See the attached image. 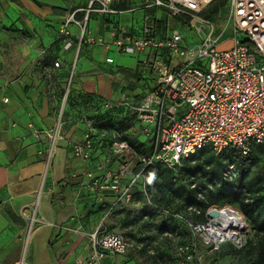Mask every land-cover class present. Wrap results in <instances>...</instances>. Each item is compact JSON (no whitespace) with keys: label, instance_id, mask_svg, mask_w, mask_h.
<instances>
[{"label":"built area","instance_id":"obj_1","mask_svg":"<svg viewBox=\"0 0 264 264\" xmlns=\"http://www.w3.org/2000/svg\"><path fill=\"white\" fill-rule=\"evenodd\" d=\"M212 1L142 0L129 7L128 10L154 8L168 17H178L191 30V41L174 25L165 26L161 33L157 28V17L150 13L143 14L137 36L117 23L106 37L88 34L91 14H118L129 0H87L85 7L71 10L57 29L61 47L64 50L73 47L77 55L82 44L101 46L104 52L112 47L126 55L145 51L137 70L152 78L149 89L139 98L125 95L116 100H103L92 112L81 116L85 129L82 138L72 144L71 153L92 167L82 171L86 178L82 188L113 195L109 203L102 202L104 219L120 202L131 200L132 186L138 181L141 182L143 202L148 207L162 216L178 218V211L151 200L144 182L146 169L163 166L174 174L178 173L184 158L204 147H209L215 155L230 148L245 155L251 144L264 145V0H227L230 37L225 36L223 29L216 28L211 19L201 15ZM167 23L168 20L164 24ZM71 25L77 29L75 33L69 30ZM238 33L245 38L239 40ZM104 61L112 63L113 58L106 55ZM53 66L58 67L59 61L54 60ZM74 67L72 60L66 92ZM113 108L128 110L135 120L130 126L132 132L136 130L139 135L150 138L145 152H137L120 130L98 132L95 115ZM61 112L62 108L50 130H34L36 137L44 133L50 141L47 163L60 138ZM105 133L111 139L108 152L91 156L94 134ZM228 168L231 170L232 166ZM213 210L218 213L216 217L211 216ZM222 210L207 208V220L202 223L186 220L193 232L203 234V242L211 251L218 250L228 241L235 247L244 243V229L234 233L232 239L208 233L209 228L216 229L224 221L225 218L220 216ZM185 211L187 214L201 213L192 205H186ZM97 232L100 235L97 236ZM90 238L92 250L85 259L86 264H98L106 254L120 255L128 249L140 250L144 246L128 241L121 233L106 231L104 226L90 234ZM175 250L181 264H202L193 244L180 243L175 245ZM81 263V259L75 262Z\"/></svg>","mask_w":264,"mask_h":264},{"label":"crops","instance_id":"obj_2","mask_svg":"<svg viewBox=\"0 0 264 264\" xmlns=\"http://www.w3.org/2000/svg\"><path fill=\"white\" fill-rule=\"evenodd\" d=\"M129 1L118 14H91L88 34L106 37L117 23L137 36L141 20L138 18L139 25L135 27L136 9H128L142 0ZM86 4L87 0H34L37 31L34 34V80L26 79L22 86L17 82L0 83V264L19 263L26 219L32 216L34 220V214L35 222L31 224L27 239V257L25 255L21 263L75 264L81 259V264H86L85 259L92 250L90 234L104 224L102 202L109 203L113 199L112 194L82 188L86 179L82 171L92 167L75 158L71 146L82 138L85 128L81 116L92 112L103 100L141 96L151 83H146V76L138 75L140 58L132 66L117 65L114 60L106 63L104 58L112 47L104 52L101 46L82 44L78 60L81 55L83 60L78 67L75 65L66 92L75 51L73 47L69 50L61 47L57 29L71 10ZM140 11L142 16L150 13L162 19L161 12L154 8H141ZM42 20L48 27L42 25ZM39 43L43 46L39 47ZM54 60L60 62L58 67L53 66ZM124 74L130 77L132 87H126L124 79L121 86L112 88L111 80H121ZM61 108L60 138L47 164L50 141L44 133L36 137L34 130H50L55 117L59 116L55 113ZM131 134L134 136V132ZM36 192L40 195L34 206ZM134 202L132 195L130 201L120 202L106 217L109 226L112 225L110 221L116 224L114 232L127 233L121 227L126 225L131 213L138 211ZM128 253L106 254L98 264H143L140 257Z\"/></svg>","mask_w":264,"mask_h":264},{"label":"rangeland","instance_id":"obj_3","mask_svg":"<svg viewBox=\"0 0 264 264\" xmlns=\"http://www.w3.org/2000/svg\"><path fill=\"white\" fill-rule=\"evenodd\" d=\"M47 1V0H45ZM214 1V0H213ZM212 1V2H213ZM211 2V3H212ZM210 3V4H211ZM209 4V5H210ZM207 5L202 12L208 9ZM226 8L220 9V11L213 15L212 21L214 22L216 28L219 30L223 29L225 36L230 37L231 35V20L229 19V15ZM142 12L140 9L135 10V19L134 25L138 27V18L141 20ZM161 18L163 20H168L167 24L161 23L160 32L162 33L164 28H170L173 25L179 28L182 33L188 39L193 40L191 35V30L188 29L185 22H183L178 17H168L167 14L161 13ZM161 19V20H162ZM139 20V21H140ZM43 26L48 27L47 23L42 20ZM41 22V23H42ZM166 26V27H165ZM69 30L73 33L77 31V29L71 25ZM34 34H37L36 28L34 27V0H0V83L1 84H10L17 82L18 84H23V82L27 80H34ZM237 37L239 40H243L245 37L242 33H238ZM39 47L43 46V43L38 44ZM109 55L113 58L117 65H127L132 66L135 62L141 58L142 56L139 54L136 55H126L116 52L114 49L111 50ZM83 60L82 55L78 60V55L76 52L73 54V66L81 64ZM60 64V62H59ZM126 80L128 88H131L130 77L128 74H124L123 79L121 80H111L112 88L116 89L121 86V81ZM124 89L125 87H121ZM59 114L58 111L55 113ZM55 117V121H56ZM134 136L136 140L143 141L146 144L145 149L147 150L149 146V139L143 135L139 136V133L134 130ZM148 143V144H147ZM209 148V147H208ZM210 149V148H209ZM207 152V151H206ZM195 153V152H194ZM193 153V154H194ZM192 155V154H191ZM228 155V154H227ZM189 160V164H193L195 162H199L201 164L200 167L196 170V183L198 181L204 180L207 176L205 169L207 166L213 163H204L205 156L201 157H191ZM223 160V159H222ZM228 161V166H232L231 170L228 168L229 177H233L232 180L238 176V169L234 168L232 161L229 158L224 159ZM48 164V163H47ZM169 170V169H168ZM170 171V170H169ZM177 173L170 171V178L175 180V176ZM178 180V178H177ZM241 189H245V191H249V195L253 196L254 194L260 193L264 195V150L258 152V157L255 162L252 163L248 170L244 173L242 177ZM161 184V183H158ZM187 184V183H186ZM163 186H154L152 192L148 193L149 195H162ZM190 185V184H189ZM39 191L41 192L40 188ZM40 192H36L34 198V206L36 204V200L38 199ZM110 194V193H109ZM246 195V196H249ZM231 195L230 197H232ZM240 198L237 200L230 199H218L216 203L217 205H209L211 208H216L218 210L224 208H231L235 210L238 214H240L244 220V239L246 240V248L243 251L241 257H238V254L231 253L226 250L220 251L219 253H213L214 251L209 250V246L203 242L202 233L193 232L186 223V220L191 221H200L199 223L205 222L207 217L205 216L201 218H197L195 214H184L185 212H180V202L178 200L172 199L169 201L168 207L169 210L176 211L179 210V217L177 218L179 221L170 220V218L166 215H160L158 213L150 212L149 214L143 216L141 220L134 219L133 222L127 223L125 226H120L127 233L120 232L124 237L126 236L127 240L133 243H138L141 240L144 246L140 250L128 249L126 252H129V255H136L142 259L143 264H181L180 257L178 256L175 245L180 243H189L194 245V249L197 255H200L202 258V264H264V258L260 259L258 253V236L254 232L253 228L250 226L251 224L246 221L243 214L239 210L240 200H244V196H239ZM178 203H177V202ZM211 202L214 204V200L211 199ZM136 203L138 209L141 205H144L143 200ZM191 205V204H190ZM137 207L135 209H137ZM208 207V208H209ZM207 209V208H206ZM137 212V211H136ZM153 213L155 215H153ZM148 217L150 219V223H147L145 219ZM189 218V219H188ZM196 218V219H195ZM27 227L26 232L22 236V244L23 254L21 255V259L18 264H23L21 261H25V255L27 257V242L28 236L30 233L31 224L33 223V217H27ZM106 218L104 219L103 226L105 229H110L109 231H114L116 224L113 221L106 222ZM132 220V219H130ZM182 223H181V222ZM34 222H35V214H34ZM139 225H146V232L139 231ZM185 225V226H184ZM247 225V226H246ZM114 227V228H113ZM135 228V231L134 229ZM117 229V228H116ZM133 229V230H132ZM231 242V241H230ZM232 243V242H231ZM233 244V243H232ZM225 248V246H224ZM125 252V253H126ZM235 254V255H233ZM239 258V259H238Z\"/></svg>","mask_w":264,"mask_h":264},{"label":"trees","instance_id":"obj_4","mask_svg":"<svg viewBox=\"0 0 264 264\" xmlns=\"http://www.w3.org/2000/svg\"><path fill=\"white\" fill-rule=\"evenodd\" d=\"M227 0H214L209 6L208 9L204 12H201V15L205 18L212 19L213 15L217 14L220 9L226 8ZM123 7V6H122ZM78 15H81L78 13ZM157 28H161V23L164 24L165 20L156 19ZM141 75L140 73L138 74ZM146 83H152V78L146 77ZM151 85V84H150ZM150 86H148L149 89ZM140 96L136 97L139 98ZM96 119V127L98 132L100 130H109V129H117L120 130L123 134V138L128 140V142L132 145V147L140 153L146 151V144L141 142L140 140H136L134 136H132L130 126L133 125L132 119L133 116L126 110L125 108H113V109H105L101 110L95 115ZM135 121V120H134ZM111 139L108 133L103 135L94 134L93 136V150L91 156H100L102 154H106L108 152V147L110 145ZM264 150V145L251 144L249 151L247 154L243 155L236 149H227L220 154H214L208 147H204L194 154L189 155L181 161V165L178 173L175 176V180L170 178V171L163 166H155L146 169L145 171V184L146 190L148 193L152 192L154 186H163L162 195H150L151 200L162 206L164 208L169 209L168 204L172 199L178 200L180 203V212H185L186 205L195 206L197 209L201 211L200 214H196L197 218L204 217V213L206 208L209 205H217L216 203L218 199H230L232 198L234 201L240 198L239 196H244V200H240V208L239 210L243 214L244 218L248 223H250L254 232L258 236V253L260 259L264 258V195L257 193L253 196L249 195V191H245V189H241L242 177L244 173L248 170L249 166L255 162L258 157V152ZM207 151V152H206ZM228 154V155H227ZM201 157L205 156L204 163H213L207 166L205 169L206 177L204 180L198 181L196 183V170L201 166L199 162H195L193 164H189V160L191 157ZM229 158L232 161L234 168L238 169V176L229 177L228 174V161L224 162L225 158ZM92 159H95L92 157ZM223 159V160H222ZM198 171V170H197ZM178 178V180H177ZM161 183V184H158ZM187 183V184H186ZM190 184V185H189ZM133 198L136 201L143 200V194L141 190V182H136L131 189ZM233 195L232 197H230ZM249 195V196H246ZM201 196V197H200ZM211 199L214 200V204L211 202ZM231 200V199H230ZM144 201V200H143ZM170 201V202H171ZM177 202V201H176ZM178 203V202H177ZM219 205V204H218ZM176 211H179L175 209ZM155 211L148 207L145 203L141 205L138 211L131 213L132 220H126L125 224L129 222H133L134 219L141 220L143 216L149 214L150 212ZM153 213V215H155ZM130 214V212L128 213ZM170 220L179 221L177 218H173L172 216H168ZM196 219V218H195ZM147 223H150V219L148 217L145 219ZM181 222V221H180ZM200 221H196L198 223ZM182 223V222H181ZM185 226V225H184ZM247 226V225H246ZM146 225H139V231L146 232ZM225 246V248H224ZM229 251L231 253L238 254V257H241L244 249L246 248V240L241 247H235L231 242H225L220 245L218 250H215L213 253H219L221 250ZM233 254V255H235ZM239 259V258H238Z\"/></svg>","mask_w":264,"mask_h":264},{"label":"bare ground","instance_id":"obj_5","mask_svg":"<svg viewBox=\"0 0 264 264\" xmlns=\"http://www.w3.org/2000/svg\"><path fill=\"white\" fill-rule=\"evenodd\" d=\"M39 210H41V209H39ZM40 213H41V211H40ZM220 216L225 218L224 221H222V223L219 224L216 227V229L209 228L208 233L210 235L217 236V237L223 235V236H228L232 239L234 236V233H237L238 230L243 229L245 227L244 226V220H243L242 216L240 214H238L235 210L230 211V210L224 208L222 211H220ZM230 225H232V230H229ZM228 226H229V228H227ZM34 236H35V234H34Z\"/></svg>","mask_w":264,"mask_h":264},{"label":"water","instance_id":"obj_6","mask_svg":"<svg viewBox=\"0 0 264 264\" xmlns=\"http://www.w3.org/2000/svg\"><path fill=\"white\" fill-rule=\"evenodd\" d=\"M217 215H218V213H217L216 210H213V211L211 212V216L216 217Z\"/></svg>","mask_w":264,"mask_h":264}]
</instances>
